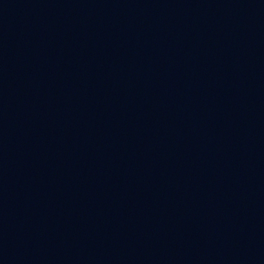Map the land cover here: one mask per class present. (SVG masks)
I'll return each mask as SVG.
<instances>
[{
    "label": "water",
    "instance_id": "obj_1",
    "mask_svg": "<svg viewBox=\"0 0 264 264\" xmlns=\"http://www.w3.org/2000/svg\"><path fill=\"white\" fill-rule=\"evenodd\" d=\"M0 264H264V0H3Z\"/></svg>",
    "mask_w": 264,
    "mask_h": 264
}]
</instances>
